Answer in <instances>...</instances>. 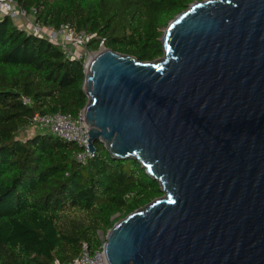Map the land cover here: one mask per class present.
Instances as JSON below:
<instances>
[{
  "label": "water",
  "instance_id": "obj_1",
  "mask_svg": "<svg viewBox=\"0 0 264 264\" xmlns=\"http://www.w3.org/2000/svg\"><path fill=\"white\" fill-rule=\"evenodd\" d=\"M162 57L85 62L91 153L134 159L162 196L117 221L108 264H264V0L194 1Z\"/></svg>",
  "mask_w": 264,
  "mask_h": 264
},
{
  "label": "trees",
  "instance_id": "obj_2",
  "mask_svg": "<svg viewBox=\"0 0 264 264\" xmlns=\"http://www.w3.org/2000/svg\"><path fill=\"white\" fill-rule=\"evenodd\" d=\"M15 1L43 26L94 34L89 50L103 41L152 62L163 55L164 29L196 0ZM84 65L0 14V264H70L83 243L94 253L117 221L162 196L137 160L114 159L100 143L83 165L81 149L50 132L19 137L35 114L79 116Z\"/></svg>",
  "mask_w": 264,
  "mask_h": 264
},
{
  "label": "built area",
  "instance_id": "obj_3",
  "mask_svg": "<svg viewBox=\"0 0 264 264\" xmlns=\"http://www.w3.org/2000/svg\"><path fill=\"white\" fill-rule=\"evenodd\" d=\"M0 14L2 16H9L13 21L21 19V29H27L23 25V18L28 19L30 16L17 5L15 0H0ZM29 26L30 31L27 29V32L32 33L34 36L47 39L54 45L61 47L68 58H81L72 48L86 47L88 41L95 37L94 34L77 33L70 24H64L60 28L55 29L53 27L43 26L34 21ZM103 48L104 42L102 41L100 49ZM23 103L24 105H31V101L25 97H23ZM28 129L50 132L63 141L75 144L81 149L76 153L75 159L83 165L95 155L88 148V139L90 137L88 127L84 121L83 112L77 117L64 113L35 114ZM70 264H108L105 256L104 243L94 253H91L88 245L83 243L80 255Z\"/></svg>",
  "mask_w": 264,
  "mask_h": 264
},
{
  "label": "rangeland",
  "instance_id": "obj_4",
  "mask_svg": "<svg viewBox=\"0 0 264 264\" xmlns=\"http://www.w3.org/2000/svg\"><path fill=\"white\" fill-rule=\"evenodd\" d=\"M14 22H17L18 24H22V20L21 19L20 20H15ZM28 22H29V24H28ZM31 23H33V22H31V18L30 17L28 19L23 18V25H24V27H27L28 30H29V27H30L29 25ZM72 49H73L74 52H76V54L78 56L84 57L85 62L88 60L90 54L96 52V51L89 50L87 48V46L86 47H73ZM38 132H40V131L37 130V129H28L27 128V129H24L23 131H21L19 133V137L24 139L26 137L33 136L34 134H36ZM102 236H103V234H102Z\"/></svg>",
  "mask_w": 264,
  "mask_h": 264
},
{
  "label": "crops",
  "instance_id": "obj_5",
  "mask_svg": "<svg viewBox=\"0 0 264 264\" xmlns=\"http://www.w3.org/2000/svg\"><path fill=\"white\" fill-rule=\"evenodd\" d=\"M30 18H31V22H34L35 21V19H34V17L33 16H30ZM17 26H19L20 28H21V24H18L17 22H14ZM27 30V29H26Z\"/></svg>",
  "mask_w": 264,
  "mask_h": 264
},
{
  "label": "bare ground",
  "instance_id": "obj_6",
  "mask_svg": "<svg viewBox=\"0 0 264 264\" xmlns=\"http://www.w3.org/2000/svg\"><path fill=\"white\" fill-rule=\"evenodd\" d=\"M94 54H90L88 60L86 62H89L93 58Z\"/></svg>",
  "mask_w": 264,
  "mask_h": 264
}]
</instances>
